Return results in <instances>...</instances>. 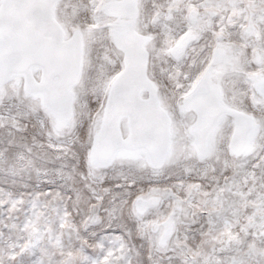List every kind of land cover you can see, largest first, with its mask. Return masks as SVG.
I'll return each mask as SVG.
<instances>
[{"label": "snow or ice", "instance_id": "snow-or-ice-1", "mask_svg": "<svg viewBox=\"0 0 264 264\" xmlns=\"http://www.w3.org/2000/svg\"><path fill=\"white\" fill-rule=\"evenodd\" d=\"M0 264H264V0H0Z\"/></svg>", "mask_w": 264, "mask_h": 264}]
</instances>
